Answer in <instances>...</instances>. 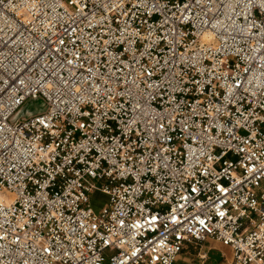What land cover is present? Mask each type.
<instances>
[{"label":"built area","instance_id":"built-area-1","mask_svg":"<svg viewBox=\"0 0 264 264\" xmlns=\"http://www.w3.org/2000/svg\"><path fill=\"white\" fill-rule=\"evenodd\" d=\"M208 240L264 264V0H0V264Z\"/></svg>","mask_w":264,"mask_h":264},{"label":"rangeland","instance_id":"rangeland-1","mask_svg":"<svg viewBox=\"0 0 264 264\" xmlns=\"http://www.w3.org/2000/svg\"><path fill=\"white\" fill-rule=\"evenodd\" d=\"M43 101L28 100L21 108L22 113L31 111L38 113L42 110ZM108 202V196L99 191H93L89 195V205L98 212ZM206 253L205 259L201 256ZM180 257L187 262L179 264H230V250L214 240H208L198 245H188Z\"/></svg>","mask_w":264,"mask_h":264},{"label":"water","instance_id":"water-1","mask_svg":"<svg viewBox=\"0 0 264 264\" xmlns=\"http://www.w3.org/2000/svg\"><path fill=\"white\" fill-rule=\"evenodd\" d=\"M35 101H36V100H35ZM44 110H45V105H44V103H42V110H41L40 112H38V113H33V112H31V111H28V112H26V113H22V110H21V111L18 113V115L16 116V118H19V117H25V118H27V117L32 116V115H34V114L42 113Z\"/></svg>","mask_w":264,"mask_h":264},{"label":"crops","instance_id":"crops-1","mask_svg":"<svg viewBox=\"0 0 264 264\" xmlns=\"http://www.w3.org/2000/svg\"><path fill=\"white\" fill-rule=\"evenodd\" d=\"M185 262H187V260L185 258L178 256V258L176 259L174 264L185 263Z\"/></svg>","mask_w":264,"mask_h":264}]
</instances>
